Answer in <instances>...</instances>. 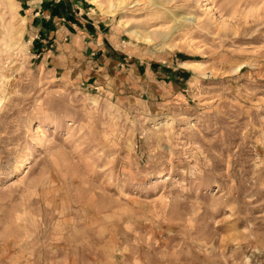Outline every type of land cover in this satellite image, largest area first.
Returning a JSON list of instances; mask_svg holds the SVG:
<instances>
[{"label": "rangeland", "instance_id": "obj_1", "mask_svg": "<svg viewBox=\"0 0 264 264\" xmlns=\"http://www.w3.org/2000/svg\"><path fill=\"white\" fill-rule=\"evenodd\" d=\"M77 1L0 0V264H264V0Z\"/></svg>", "mask_w": 264, "mask_h": 264}, {"label": "crops", "instance_id": "obj_2", "mask_svg": "<svg viewBox=\"0 0 264 264\" xmlns=\"http://www.w3.org/2000/svg\"><path fill=\"white\" fill-rule=\"evenodd\" d=\"M15 2L19 12L21 11L20 14H23L21 17L26 19L28 41L30 44L34 41L33 48L40 52L44 51V43L49 40L54 41L62 35H73L71 32L80 30L79 27L88 22L83 23L81 17H78L82 7H86L82 1L65 0L62 2L63 5H56L51 0H15ZM62 19L64 22L61 23ZM73 21H76L79 27H73ZM88 23L96 28L93 23ZM89 28L92 27L89 26ZM90 42L91 40H89Z\"/></svg>", "mask_w": 264, "mask_h": 264}, {"label": "bare ground", "instance_id": "obj_3", "mask_svg": "<svg viewBox=\"0 0 264 264\" xmlns=\"http://www.w3.org/2000/svg\"><path fill=\"white\" fill-rule=\"evenodd\" d=\"M149 38H144V40L148 41Z\"/></svg>", "mask_w": 264, "mask_h": 264}]
</instances>
